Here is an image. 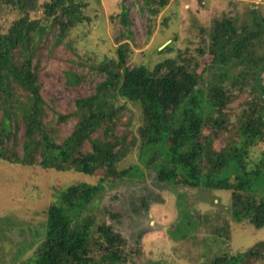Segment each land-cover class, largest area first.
I'll return each instance as SVG.
<instances>
[{
  "label": "trees",
  "instance_id": "obj_1",
  "mask_svg": "<svg viewBox=\"0 0 264 264\" xmlns=\"http://www.w3.org/2000/svg\"><path fill=\"white\" fill-rule=\"evenodd\" d=\"M168 2L142 0L141 9L156 17ZM2 3L22 9L24 0ZM86 5L80 0H50L43 5V20H29L25 13L5 33L0 31V160L86 176L103 172L96 185L70 186L58 204L49 206L42 240L21 264L123 261L124 238L110 225L82 215L103 190L105 178L130 176L131 169L120 164L137 142L141 161L154 171L157 183L232 191L234 197L243 193L249 201L256 185L264 187V157L255 168L247 163L251 148L264 141V19L257 11H251V23L240 26L227 16L214 19L209 44L196 50L198 56L178 52L148 70L127 66L132 32L128 8L121 5L120 13L111 17L119 27L115 57L79 64L85 73L64 71L66 87L86 82L93 86L88 95H77L72 111L63 114L40 93L39 49L51 32L50 47L63 45L84 19L81 10ZM204 55L210 58L211 75L205 84L204 69L198 72V57ZM241 95L245 99L237 105L236 123L230 127L228 106ZM126 103L139 109L136 128ZM46 112L51 115L47 120ZM69 119L75 124L61 138L59 127ZM130 133L136 135L129 139ZM217 140L225 143L218 150L213 147ZM260 216L264 211L255 213V222ZM203 264H264V242Z\"/></svg>",
  "mask_w": 264,
  "mask_h": 264
},
{
  "label": "rangeland",
  "instance_id": "obj_2",
  "mask_svg": "<svg viewBox=\"0 0 264 264\" xmlns=\"http://www.w3.org/2000/svg\"><path fill=\"white\" fill-rule=\"evenodd\" d=\"M49 1L24 0L21 9L0 0V31L5 33L25 13L29 20H43V5ZM80 1L87 4L81 10L84 19L71 29L64 44L51 48V32L39 49L40 93L63 114L72 111L77 95H88L93 86L86 82L76 88L66 87L64 71L85 73L79 64L115 57L119 27L111 17L120 13L121 5L128 8L132 32L127 66L148 70L178 52L198 56L196 50L209 44L208 32L214 19L227 16L240 26L251 23L253 9L264 19V0H169L152 18L141 9L142 0ZM167 46L171 49L161 52ZM209 60L205 55L198 57V72L204 69V84L211 76L207 71ZM244 99L241 95L228 106L230 127L236 123L234 114ZM126 106L135 116L136 128L139 109L129 103ZM50 116L46 112L45 120ZM74 124V119L61 124L60 137L68 136ZM224 144L217 140L213 147L218 150ZM136 145L120 164L123 169H131L130 176L105 178L103 190L82 215L95 224L110 225L124 238L123 261L119 264H203L217 255L238 254L264 242V216L254 220L257 211H264V187L256 185L249 201L243 193L234 197L232 191L157 183L154 171L144 167L138 142ZM263 157L264 141L251 148L248 168H255ZM136 168L140 172L136 173ZM102 176L101 170L86 176L0 160V264H21L30 258L46 230L49 206L58 204L60 194L68 187L96 185Z\"/></svg>",
  "mask_w": 264,
  "mask_h": 264
}]
</instances>
